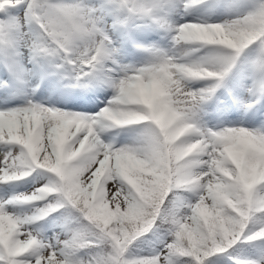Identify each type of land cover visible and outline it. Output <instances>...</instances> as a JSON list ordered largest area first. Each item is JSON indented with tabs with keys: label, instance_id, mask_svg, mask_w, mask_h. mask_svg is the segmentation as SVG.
Instances as JSON below:
<instances>
[{
	"label": "clouds",
	"instance_id": "clouds-1",
	"mask_svg": "<svg viewBox=\"0 0 264 264\" xmlns=\"http://www.w3.org/2000/svg\"><path fill=\"white\" fill-rule=\"evenodd\" d=\"M185 2L176 0L175 6L185 7ZM20 6L26 9L27 0ZM121 10V15H115L104 4L93 0H53V6L29 27H25L21 17V28L16 34V45L27 49L38 64L53 68L61 64L74 66L75 78L66 81V86L83 87L88 82L80 80L81 75L88 76L84 66L107 67L98 86L110 88L112 94L94 114L93 124L111 128L128 120L129 125L141 127L133 143L115 146V155L101 153L99 145L85 151L86 143H94L85 137L68 159L63 158L64 153L56 156L52 143L55 129L49 127L51 152L47 160L52 166L41 164L40 157L33 162L16 146L18 159L26 169L39 168L48 173L42 185L23 193L24 198L37 201L49 214L61 208L74 210L76 214L79 225L70 228L63 239L58 234L56 237V241L73 245L69 264H94L97 256H102L105 264H128L136 257L131 252L133 243L154 227L167 225L171 240L159 253L160 264H164L165 257L180 256L170 248L175 241L177 221L187 220L201 201L220 207L222 214L229 217L240 215L245 196L249 201L257 199L264 208V170H257L260 179L250 193H244L234 175L226 171L234 167V162L224 149V135L237 127L213 130L199 115L201 105L217 87V82L207 81L222 76L253 45L257 54L251 58V66L257 71V62L264 59V16L257 17L253 6L221 22L186 21L173 25L154 12L138 14L129 11L127 6ZM141 23L164 26L170 47L150 49L152 57L142 66L123 65L117 59L118 49L109 31L123 28L127 33ZM209 29L220 34L222 45L205 41L204 34ZM245 40L247 43L239 51L233 49L232 45ZM132 47L145 46L132 40ZM97 49L106 54L98 55ZM197 81L206 83L194 87ZM259 99L253 97L251 103H258ZM33 104L47 107L28 101L20 108L31 111ZM133 115L141 119H128ZM33 117L34 113L30 117L25 112L24 120L30 121ZM126 169L129 176L138 179L126 177ZM29 173L21 172V175ZM182 192L191 193L194 200L187 201ZM218 192L224 196L219 203ZM30 213L31 210L21 214L9 211L10 218H17L15 227L21 232L12 244L24 247L32 238L33 232L27 227ZM93 215H103L108 222L94 220ZM260 215L264 218V212ZM252 224H258L252 230L264 236V219H253ZM142 227L147 231L141 232ZM3 236L4 223L0 216V243ZM81 249L88 250V255L80 256ZM43 254L48 255V249Z\"/></svg>",
	"mask_w": 264,
	"mask_h": 264
},
{
	"label": "snow or ice",
	"instance_id": "snow-or-ice-1",
	"mask_svg": "<svg viewBox=\"0 0 264 264\" xmlns=\"http://www.w3.org/2000/svg\"><path fill=\"white\" fill-rule=\"evenodd\" d=\"M118 9L127 6L129 11L143 15H151L152 8L155 5H149L144 0H114ZM197 0H186L185 7L189 4L196 3ZM22 0H0V10H5L18 6ZM53 6V0H27L25 9L24 25H31L39 21L45 11ZM257 17L264 16V0H259L255 5ZM21 28L18 17H11L6 20H0V41H3L8 47L15 48L16 34ZM203 31V30H202ZM264 38V37H262ZM204 39L209 44H221L220 34L214 29H209L204 34ZM38 43V41H37ZM247 41L238 42L232 45L235 51H239ZM97 54H106L97 49ZM22 69L19 65L15 71ZM257 71L264 72V59L257 62ZM256 87L264 91V79L258 81ZM151 96L149 94L148 102ZM25 112L28 113L30 121L24 120ZM94 114H80L68 112L60 109H49L38 104L31 106V111L21 109L20 107L0 110V143L15 145L22 148L33 162L40 157L39 162L48 166L47 157L51 149L49 145V127L55 129L52 143L56 148V156L59 157L64 153V159L72 156L74 149H78L80 141L88 137L85 151H91L97 148L101 153L107 152L109 155H115L117 151L115 146L110 143H104L99 135L101 128L93 124ZM128 119H141L139 116H130ZM51 121V125L49 122ZM128 120L121 121L119 126H128ZM223 135V134H222ZM224 149L228 156L233 160L234 167L227 169L231 172L244 193L254 191V185L259 181L257 170H264V132L253 133L250 130L237 127L231 129L224 135ZM41 152L44 153L41 156ZM19 152L8 151L0 159V182H8L25 177L21 172H30L32 169H26L22 161L18 159ZM129 170L124 174L130 180H136L138 177L129 176ZM25 194L19 193L11 196L7 200H0V216L3 217L4 236L3 242L0 243V264H69L68 255L72 244L66 241H56L55 244L44 243L32 234V238L24 247L12 244L13 239H19L21 232L15 227L17 218L9 216L8 205H31L30 218L28 223L43 218L49 213L35 200H26ZM217 202L224 199L222 193L216 194ZM73 203H76L73 200ZM264 208L260 207L257 199L248 200L243 198V204L240 215L233 214L232 217L222 214L220 207L209 206L208 203L201 201L197 204L192 212L188 215L187 220L177 221L175 231V241L170 248L173 253L180 256L191 257L195 264H202V257L208 256L215 252H224L237 241H255L264 240V236L259 231H253L249 225L253 219H264L261 217ZM88 215V213H85ZM94 220L108 222V218L103 215H93ZM141 232L147 231L146 227L140 229ZM139 234V233H137ZM99 247V245H97ZM48 249V255L43 254V250ZM61 257L58 259L57 257ZM94 264H105L102 256H97ZM128 264H160L159 254L151 256H136L128 261ZM164 264H171L170 256L164 258ZM237 264H258L256 261L240 260ZM264 264V262H259Z\"/></svg>",
	"mask_w": 264,
	"mask_h": 264
},
{
	"label": "rangeland",
	"instance_id": "rangeland-1",
	"mask_svg": "<svg viewBox=\"0 0 264 264\" xmlns=\"http://www.w3.org/2000/svg\"><path fill=\"white\" fill-rule=\"evenodd\" d=\"M199 1L200 0H197L196 3L189 4L188 7L181 6L177 8L175 6L176 0H170L167 5L163 2V0H144L146 4L155 5V7L152 8V12L156 13L160 19L173 25L186 21L221 22L225 19H231L238 12L247 10L248 8L257 4L252 2H244L242 0H214L205 4H198ZM25 2L26 0H22L21 4H24ZM93 2L102 3L105 5L106 10L110 13L121 15L122 10L117 8V6L114 4V0H93ZM20 5L7 8L5 10H0V20L18 17L21 22L22 17L24 22L25 9L21 8ZM166 6L168 9H166ZM174 15H176V17H174ZM141 19H147V17H142ZM143 25L145 26L143 32L149 30L150 35L143 37L140 34L139 36L138 30V43L145 46L142 49L133 48L126 43L123 36V28L109 31V35L117 46V59L121 64L131 65L134 67L142 66L152 57L153 53L150 51V49H167L170 47L168 31L164 26L158 25L156 23ZM25 27L27 28L29 25L25 24ZM256 54L257 49L255 45L250 46L249 49L242 53L237 63L224 72L222 75L224 77L222 79L207 82L221 83L224 81L233 88V91L238 96L237 103H239L236 110L227 107L226 104L223 103L218 104L214 111L202 104L199 115L207 127H210L213 130L222 127H243L249 130L264 132V91H260L256 87L258 81L264 79V74L260 73L259 71H254L251 66V58ZM3 59L6 60L7 63H5L11 68L12 72H14V79L11 82H8V80L4 78L2 68L0 66V110L4 109L1 103L2 99L7 102V98H9V100L19 98V96L16 94V91L12 92L15 88H17L15 81L18 74L21 72L15 71L17 65H19V68L24 72L33 70L35 79L37 75H40L41 70H44L43 67H36L38 63L32 58L27 49L19 48L17 45L13 49L8 47L3 41H0V60L2 61ZM48 70L49 74H52L55 71L59 73L65 71L72 73L75 76L76 73L74 66L72 68L69 66L65 67L63 64H61L59 68H53L49 66L46 68L45 73L48 74ZM106 72L101 71L100 74H104ZM35 79L30 84L31 90L27 93L28 97L26 98V103L31 101L33 103L43 104L47 107L52 106L59 108L62 106L65 108L67 107L70 110L77 109L79 111H83V114H95L107 103L109 97L112 94L110 88L99 86L98 92L103 93L104 91L102 95L97 94V92L95 94L94 91H90L86 95L87 98L92 99L93 102L91 101V104L94 105V108L92 109L91 105L79 107L77 104L78 97L66 96L56 89L54 82L57 79H50L47 82V87L49 90H46L44 94L39 96L35 95ZM198 85H201L199 81L195 82L193 86L201 87ZM217 86L219 85L217 84ZM50 90L55 91L51 92ZM4 92H8V94H4ZM218 94L221 96L220 90ZM253 97L260 98L259 102L255 103L253 106L254 108L251 107L249 109H244V104L250 103ZM57 100H61L62 102L58 103ZM95 100H98V102H95ZM6 105L7 107H12L9 105V103ZM140 133L141 127L121 128V126H115L111 128H101L99 135L105 143H110L114 146H120L123 144L133 143L138 138ZM18 150L19 149L15 145L0 143V159L3 158L4 153ZM47 177L48 173L45 170L34 168L30 171L28 176L22 177L16 182L0 184V200H7L15 194L31 192L36 187L42 185L46 181ZM181 195L185 197L187 201L194 200V196L191 193L182 192ZM7 210L21 214L24 212H29L31 210V205H8ZM27 227L33 232L39 241L52 244L56 243L57 234L59 235V238L63 239L70 229L61 219H54L47 215L44 216L42 220L33 222ZM167 227L168 226L164 227L163 231L157 236V238L146 247L140 248L131 246L132 254L134 256H151L159 254L161 250L164 249L165 243L171 240V236L167 231ZM249 227H258V224L251 223ZM230 254H233V256L235 254V257H231ZM86 255L88 254L83 252L80 256ZM240 260L256 261L258 264L259 262H264V249L258 255L243 254L242 252H216L210 258L205 259L204 264H237V261Z\"/></svg>",
	"mask_w": 264,
	"mask_h": 264
},
{
	"label": "trees",
	"instance_id": "trees-1",
	"mask_svg": "<svg viewBox=\"0 0 264 264\" xmlns=\"http://www.w3.org/2000/svg\"><path fill=\"white\" fill-rule=\"evenodd\" d=\"M58 214L61 215L62 219L65 222L69 221V227L74 228V227H77L79 225V221L76 219V214H75L74 210L66 209L63 214H61L60 211H58ZM163 228L154 227L152 230H150L149 232H147L144 235H142L141 237H139L137 239V241H135L133 243L132 246L145 247L147 244L152 242L157 237V235L163 230ZM263 246H264V240H257V241L241 240V241H237V243L232 245L231 247H232V249L233 248L250 249L253 252H255L256 248H258V247L260 248ZM83 252H86L88 254V250H86V249L78 250L79 255H82ZM73 255H75V254H73ZM210 255H212V253ZM210 255H208V256H210ZM208 256L202 257V264H203L204 258H206ZM170 258L172 259V262L175 264L180 263V262H182V264H195V261L191 257L172 256Z\"/></svg>",
	"mask_w": 264,
	"mask_h": 264
},
{
	"label": "bare ground",
	"instance_id": "bare-ground-1",
	"mask_svg": "<svg viewBox=\"0 0 264 264\" xmlns=\"http://www.w3.org/2000/svg\"><path fill=\"white\" fill-rule=\"evenodd\" d=\"M174 17H176V15H174ZM144 30V29H143ZM143 30L141 29V32L140 34L144 37V36H149L150 35V32L149 30H146L145 32H143ZM25 52V51H24ZM26 54V53H25ZM28 56V55H27ZM105 67H102V69H104ZM33 70L31 71H26L24 72L23 70H21L20 72V81L17 82V88H16V94L19 96V98H16V100H18V103L16 104V106H12V107H7L6 104H8L9 102V98H7V102H5V100H1V103L4 107L3 110H7L9 108H14V107H23L25 106L27 103L25 102L26 101V98L28 97L27 96V93L31 90L30 88V84L34 81L35 79V74H33ZM102 74V73H101ZM38 78V77H37ZM201 85H198V86H202L204 83L206 82H199ZM96 86V85H95ZM4 94H8V92H4ZM33 95V94H32ZM30 95V96H32ZM59 99H62V98H59ZM77 104L79 107H82V106H89L90 104H88L85 100L82 99V96L79 95L78 98H77ZM25 102V103H24ZM58 103H61L62 101L61 100H57ZM23 103V104H22ZM56 104V103H55ZM45 106V105H44ZM49 107H52V106H49ZM54 108H57V107H54ZM57 109H60V110H66V111H72V112H75V113H80V114H83V111H79V110H70L68 109L67 107H59ZM87 114H90V113H87ZM92 114V113H91Z\"/></svg>",
	"mask_w": 264,
	"mask_h": 264
}]
</instances>
